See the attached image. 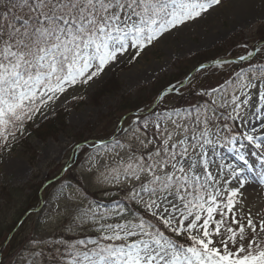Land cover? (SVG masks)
<instances>
[{
    "label": "snow or ice",
    "instance_id": "obj_1",
    "mask_svg": "<svg viewBox=\"0 0 264 264\" xmlns=\"http://www.w3.org/2000/svg\"><path fill=\"white\" fill-rule=\"evenodd\" d=\"M220 3L0 0V140L15 138L26 121L67 87L87 84L129 50L140 56L168 31ZM253 57L248 52L239 59ZM233 93L232 111L224 118L239 120L250 130L233 132L229 143L236 145L239 139L254 146L261 166L256 176L264 185V64L250 63L247 72H237ZM218 100V107L227 106L223 96ZM209 105L216 106L217 100ZM196 123H203L198 134L196 128L189 130L173 121L180 133L164 129L166 135L151 150L152 140H140L146 154L133 150L127 161L121 158L108 169L111 175L104 177L108 182L131 184L127 199L137 210L87 206L78 220L90 223L96 236L69 244L65 264H264V219L257 224L249 212L245 223L236 211L249 177L244 168L232 164L226 166L227 173L224 165L210 171L209 146L211 155H216L210 138L215 118L197 117ZM177 134L183 138L173 142ZM233 150L248 166L247 172H253L255 164Z\"/></svg>",
    "mask_w": 264,
    "mask_h": 264
},
{
    "label": "rangeland",
    "instance_id": "obj_2",
    "mask_svg": "<svg viewBox=\"0 0 264 264\" xmlns=\"http://www.w3.org/2000/svg\"><path fill=\"white\" fill-rule=\"evenodd\" d=\"M260 24H264V0H221L219 5H215L201 17L187 21L162 35L146 47L140 56L135 57L127 68H123L122 64L129 60L130 55L135 56V50H129L119 56L87 84L78 83L67 87L66 91L52 102L55 106H64L78 96L83 98L85 104L71 110L66 117L71 135L81 133L90 123L104 116L123 95L135 91L141 85L154 84L162 75L173 72L177 62L188 56L213 50L217 46L230 47L234 43L245 42L254 48L259 41ZM250 51L251 49L248 52ZM250 63L264 64V53L257 51L251 61L224 63L200 70L194 76L192 85L171 91L162 98L160 105L155 109L157 114L142 120L125 122L121 134L108 145L84 149L68 167L70 170L66 175L49 184L47 190H44V205L38 212L27 216L17 231L13 248L11 246L6 252L0 264H65L66 248L69 244L78 239L96 236L90 223L80 224L78 220V216L87 206L100 205L101 210L109 211H113L117 206L137 210L133 202L127 199L131 184L116 185L108 182L104 178L111 175L108 169L115 167L121 158L127 161L133 150L137 155L141 151L146 154L147 150L140 147V140L145 143L152 140L153 144L148 146V150H151L159 146V142L166 135L164 129L180 133L181 130L176 129V124L189 130L196 128L198 134L203 130V123L197 126V117L201 121L205 116L215 118L216 127L211 129L210 138L216 144V155H211L209 146L210 158L213 161L210 171L216 172L217 165H224V173H227L228 164L245 169L249 182L242 189L241 203L236 205V211L241 214L245 223L244 218L250 212L254 222L258 224L264 219V185L259 183V177L256 176L261 170L258 151L247 141L238 139L236 145L229 143L235 129L240 132L250 129L239 120L224 118L232 111L231 96L234 94L233 82L236 81V73L242 69L247 72ZM114 76L121 84V89L96 97L95 93L100 86ZM221 85H224L223 91L220 90ZM213 89L217 91L213 93ZM206 92L212 95H205ZM235 94L239 95V92L236 91ZM220 96L228 101L224 108L218 107ZM210 100H217V105L210 106ZM242 109L248 110V106H242ZM249 118L253 124L257 123L251 116ZM173 121L176 124H173ZM157 124L160 129L156 128ZM67 132L68 130L60 132L57 138L45 141L32 138L27 145L29 148L21 146L1 158L0 189L5 185L20 186L22 192L28 194L32 185L41 186L47 180L55 178L68 164L75 146L74 139ZM181 138L182 135L177 134L173 142ZM241 143L244 144L243 148L240 147ZM233 148L244 154L250 165L255 164L253 172H247L248 166L237 158L238 152L230 151ZM253 152H257V155H252ZM72 177H78L80 183ZM235 186L233 183L232 187ZM14 211L15 209H11L10 213L14 214ZM12 219L13 216H10L9 220ZM111 219L114 217H110Z\"/></svg>",
    "mask_w": 264,
    "mask_h": 264
},
{
    "label": "trees",
    "instance_id": "obj_3",
    "mask_svg": "<svg viewBox=\"0 0 264 264\" xmlns=\"http://www.w3.org/2000/svg\"><path fill=\"white\" fill-rule=\"evenodd\" d=\"M259 30V39H264V24L260 25ZM229 49V50H228ZM234 50H247V47L243 44H233L231 48H222L216 47L213 50L205 51L202 53H198L193 55L189 58H186L182 61H179L173 72L167 73L162 75L160 78L156 80L154 84H145L141 85L138 89L133 92H129L123 95L120 101L112 108L110 114L104 116L97 120L95 123H90L86 127V131L88 135H84L85 133L80 134H72V136L76 137L77 141H84L91 138L97 137H106L108 136V131L106 130L109 128L104 125V123L116 120L118 118L117 114H122L126 111H134V110H143L150 106L151 103L155 101L160 91H162L165 87L176 84L181 78L185 77L186 74L190 71L192 67L197 65L198 63L208 59L212 56H217L219 54L225 52H231ZM134 61L133 57H130L129 63L126 65H130ZM121 89V84L119 83L117 77H114L108 80L97 92V97L104 96L109 93L117 92ZM83 104L81 99L74 101L71 106L68 108L58 109L54 116L47 117L44 121L40 122L38 126H34V123L43 117L44 112L36 113L33 119L26 121L23 125L21 130L16 131L15 138L11 136L8 138L7 141L0 140V157L13 151L14 149L18 148L19 146H27L30 142L31 137L39 138L41 140H47L48 138H57L58 134L62 131L68 130V134L71 135L68 125L66 124L65 117L69 112L70 108H78ZM133 117H139L132 115ZM101 124L99 127V133L95 130L98 125ZM28 147V146H27ZM29 148V147H28ZM32 192L29 194H24L22 192L21 187H8L4 186L1 188V196L2 202H0V249L3 250L2 244L6 241L10 233L9 231L14 228L18 219L27 211V209L31 208V202L38 201V186H32ZM36 188V189H35ZM11 209H15L14 214L10 213ZM13 216L12 220H9V217ZM11 221V222H10ZM7 234V236H6ZM16 236H14L11 240L12 243H8L7 247L13 245Z\"/></svg>",
    "mask_w": 264,
    "mask_h": 264
},
{
    "label": "water",
    "instance_id": "obj_4",
    "mask_svg": "<svg viewBox=\"0 0 264 264\" xmlns=\"http://www.w3.org/2000/svg\"><path fill=\"white\" fill-rule=\"evenodd\" d=\"M211 64V63H210Z\"/></svg>",
    "mask_w": 264,
    "mask_h": 264
}]
</instances>
